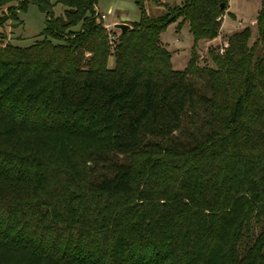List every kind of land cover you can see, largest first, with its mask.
I'll return each mask as SVG.
<instances>
[{
    "label": "trees",
    "instance_id": "trees-1",
    "mask_svg": "<svg viewBox=\"0 0 264 264\" xmlns=\"http://www.w3.org/2000/svg\"><path fill=\"white\" fill-rule=\"evenodd\" d=\"M29 1L42 37L0 42V264H264V0L208 64L227 0H135L114 41L98 0L0 9ZM177 19L183 69L160 39Z\"/></svg>",
    "mask_w": 264,
    "mask_h": 264
},
{
    "label": "rangeland",
    "instance_id": "rangeland-1",
    "mask_svg": "<svg viewBox=\"0 0 264 264\" xmlns=\"http://www.w3.org/2000/svg\"><path fill=\"white\" fill-rule=\"evenodd\" d=\"M182 0H144L146 13L155 15L163 12L166 8L164 4L170 6L179 4ZM3 7L0 9V42L9 41L18 45H28L37 39H40V31L44 28L46 22V13L34 2H27L24 8L17 11L14 17V9ZM97 6L106 16L103 22L115 23L119 21L130 23L131 20H137L140 17V9L135 0H98ZM260 6V0H227V6L220 16V32L212 40H200L195 45L198 54L197 63H210L208 47L210 45L218 46L224 43L227 36L235 31L249 26L252 30V41L256 36L255 12ZM64 5L56 2L53 5L54 15L63 12ZM178 21L169 22L160 33V39L170 51V63L175 69H183L187 66L191 48L194 43L193 35L189 30L188 23H182L178 26ZM108 31L114 33L116 38L119 29L114 25L105 27ZM114 37L111 36L110 39ZM112 41V40H111ZM113 43V42H112ZM114 56L110 54L107 60V66L113 67ZM186 124L188 122L186 121Z\"/></svg>",
    "mask_w": 264,
    "mask_h": 264
},
{
    "label": "built area",
    "instance_id": "built-area-1",
    "mask_svg": "<svg viewBox=\"0 0 264 264\" xmlns=\"http://www.w3.org/2000/svg\"><path fill=\"white\" fill-rule=\"evenodd\" d=\"M94 9H95V11H96V13L101 17V19L103 20L104 18H105V14L102 12V11H100V9H99V7L97 6V4H95L94 5ZM109 25H114V23L113 22H111V23H108V22H103V26L104 27H107V26H109ZM108 33H109V35H110V37L111 36H113L114 37V33H112L111 31H108ZM226 45V44H225ZM224 45V46H225ZM224 46H221L220 48H219V52H223V50H224Z\"/></svg>",
    "mask_w": 264,
    "mask_h": 264
},
{
    "label": "water",
    "instance_id": "water-1",
    "mask_svg": "<svg viewBox=\"0 0 264 264\" xmlns=\"http://www.w3.org/2000/svg\"><path fill=\"white\" fill-rule=\"evenodd\" d=\"M222 5H223V3H220V6H222ZM114 26L116 28H118L120 32H124L131 27V25L129 23L123 22V21L115 22Z\"/></svg>",
    "mask_w": 264,
    "mask_h": 264
}]
</instances>
